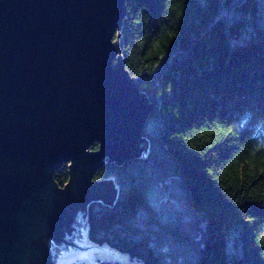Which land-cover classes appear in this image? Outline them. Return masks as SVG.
<instances>
[{
  "label": "trees",
  "instance_id": "obj_1",
  "mask_svg": "<svg viewBox=\"0 0 264 264\" xmlns=\"http://www.w3.org/2000/svg\"><path fill=\"white\" fill-rule=\"evenodd\" d=\"M125 5L119 58L153 111L139 156L96 171L117 193L87 207L89 239L139 264H264V0Z\"/></svg>",
  "mask_w": 264,
  "mask_h": 264
},
{
  "label": "water",
  "instance_id": "obj_2",
  "mask_svg": "<svg viewBox=\"0 0 264 264\" xmlns=\"http://www.w3.org/2000/svg\"><path fill=\"white\" fill-rule=\"evenodd\" d=\"M125 17V0H0V264H29L41 251L38 214L63 165L93 177L147 147L153 106L119 58ZM84 211L50 241L71 244L64 233H77Z\"/></svg>",
  "mask_w": 264,
  "mask_h": 264
},
{
  "label": "flooded vegetation",
  "instance_id": "obj_3",
  "mask_svg": "<svg viewBox=\"0 0 264 264\" xmlns=\"http://www.w3.org/2000/svg\"><path fill=\"white\" fill-rule=\"evenodd\" d=\"M91 177V169L71 170L65 186L54 188L47 197L44 210L38 214L40 221L34 236L41 251L31 254L29 264H50L49 256L45 257L42 250L47 254V243L64 232L66 222L71 221L80 208L87 209L89 202L95 199H103L107 203L115 200L116 193L111 182L102 183L108 179L96 180L95 175Z\"/></svg>",
  "mask_w": 264,
  "mask_h": 264
},
{
  "label": "rangeland",
  "instance_id": "obj_4",
  "mask_svg": "<svg viewBox=\"0 0 264 264\" xmlns=\"http://www.w3.org/2000/svg\"><path fill=\"white\" fill-rule=\"evenodd\" d=\"M72 224L77 233H64L66 243L71 244L58 246L54 241L48 242L54 264H139L108 244L92 242L85 216L78 214V222Z\"/></svg>",
  "mask_w": 264,
  "mask_h": 264
}]
</instances>
